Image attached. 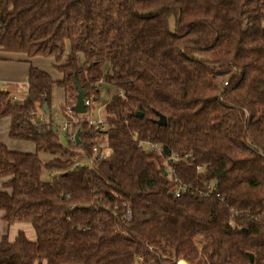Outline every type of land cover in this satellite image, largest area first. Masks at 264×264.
I'll return each instance as SVG.
<instances>
[{"label": "trees", "instance_id": "1", "mask_svg": "<svg viewBox=\"0 0 264 264\" xmlns=\"http://www.w3.org/2000/svg\"><path fill=\"white\" fill-rule=\"evenodd\" d=\"M263 22L264 0H0V50L63 73L32 65L25 98L0 96L10 137L36 145L0 142V210L37 234L4 236L0 264H264ZM76 81L93 100L104 82L121 93L65 143L53 89L76 98ZM175 176L213 192L176 196Z\"/></svg>", "mask_w": 264, "mask_h": 264}, {"label": "crops", "instance_id": "2", "mask_svg": "<svg viewBox=\"0 0 264 264\" xmlns=\"http://www.w3.org/2000/svg\"><path fill=\"white\" fill-rule=\"evenodd\" d=\"M32 65L49 72L55 80H60L63 77V73L55 68V62L52 58H41V56H35L34 58H31L24 53L0 50V96L2 91H7L12 96H19L20 98L25 97L28 90V75ZM58 87L59 86L55 85L53 89L52 114L56 100V88ZM65 94L66 98L67 92H65ZM53 119L56 120L57 118ZM56 121L58 123H64L71 120H67L63 117L58 118ZM10 126L11 117L0 114V142L6 144L10 149L13 150L35 152L36 145L34 142L10 137ZM40 156L44 162H47L52 157L45 152H40ZM3 182L4 179L0 178V191L3 189ZM3 217L4 212L0 210V240H2L4 236H7L9 240L13 241L22 231L30 240L35 241L37 239L36 231L31 223L16 222L10 224L5 221ZM41 264L47 263L43 262Z\"/></svg>", "mask_w": 264, "mask_h": 264}, {"label": "built area", "instance_id": "3", "mask_svg": "<svg viewBox=\"0 0 264 264\" xmlns=\"http://www.w3.org/2000/svg\"><path fill=\"white\" fill-rule=\"evenodd\" d=\"M224 85H228V81H225ZM27 95H28V90L26 92L25 97ZM25 97H23V98H25ZM23 98H20L19 96H13L14 101H18V100H21ZM85 103L87 105V111H88V106H93L94 100L92 98H86ZM68 111L70 113L74 112L73 107H69ZM44 118H45V115L41 114L40 119L44 120ZM86 120L90 125L103 123V119L101 120V119L87 118ZM82 121H84V119L74 118V120L64 122L65 127L63 128V130L66 131V135H67L68 140H70V141L76 140L75 136H76L77 131L74 128V124H79ZM141 143H143V142H141ZM143 144L145 145V147L147 149L156 150L158 152V154L161 157H163V153H162L159 145H157L151 141H145ZM101 146H103L102 143L96 145L93 148V151L95 152L93 157H87L86 155H81L76 160L75 166L92 165L94 163L95 159L102 158L105 155V152L100 151ZM172 158H176V157H172ZM164 165L167 168V172H169L170 174L175 173L174 168L169 164L168 160H166V159L164 160ZM56 173L57 172H55V171H51L48 176L50 178H53L56 175ZM174 180H175V182H179V185L176 188V193H175L176 196H180L183 192H186L187 190H190V189L192 190V193H202V194H206V195H209L213 192V186L211 184L208 185L205 189H200V188H191V186H189L188 184L181 182L177 176L174 177ZM140 260H142V258H140Z\"/></svg>", "mask_w": 264, "mask_h": 264}, {"label": "rangeland", "instance_id": "4", "mask_svg": "<svg viewBox=\"0 0 264 264\" xmlns=\"http://www.w3.org/2000/svg\"><path fill=\"white\" fill-rule=\"evenodd\" d=\"M263 25H264V22H263ZM173 27H174V25L172 24V28ZM41 58H45V57H41ZM104 69L109 70V65H105ZM56 90H57V93L55 95L56 100H55V106L53 109L52 117L57 118V119L64 117L67 120H74V118L84 119V120H86L87 118H93V119H101L102 120L104 118V115H105V105L111 100V98L113 96H115L116 94H118L120 92L119 90H117L116 87H114L110 83L104 82L100 86L99 99L94 100L93 106L90 107L86 113H76V112L70 113L68 111V108L73 107V105L76 102V98H75L74 94L71 93V95H70V93L69 94L67 93V96L65 98V95H66L65 89H63L62 87H60V88L58 87V88H56ZM53 120H54V122L59 124L62 128L65 127L63 122L58 123L55 119H53ZM105 140H106L105 138L102 140L103 146L106 144ZM63 141L65 143L68 142L67 136L64 135ZM104 152L106 153V149L104 150ZM164 256L170 257L171 255L166 253V254H164Z\"/></svg>", "mask_w": 264, "mask_h": 264}, {"label": "water", "instance_id": "5", "mask_svg": "<svg viewBox=\"0 0 264 264\" xmlns=\"http://www.w3.org/2000/svg\"><path fill=\"white\" fill-rule=\"evenodd\" d=\"M76 88H77V95H76V102L73 105V110L76 113H86L87 112V105L85 103V100H86L87 96L85 94L83 87L81 86V84L78 81H76ZM44 111L46 114L50 113V110L47 108V105L44 106ZM137 115L142 116L143 114L138 113ZM160 122L165 125L166 124V118L163 116L161 118ZM65 133H66V131L63 130V134H65ZM75 138H76L77 143H80V130H77ZM250 258L252 261L254 260L253 254L250 255Z\"/></svg>", "mask_w": 264, "mask_h": 264}, {"label": "bare ground", "instance_id": "6", "mask_svg": "<svg viewBox=\"0 0 264 264\" xmlns=\"http://www.w3.org/2000/svg\"><path fill=\"white\" fill-rule=\"evenodd\" d=\"M179 264H191L190 262H188L187 260H184V259H180L178 261Z\"/></svg>", "mask_w": 264, "mask_h": 264}]
</instances>
